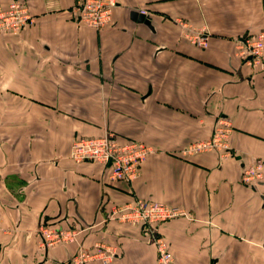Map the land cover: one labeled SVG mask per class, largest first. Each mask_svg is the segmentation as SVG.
Masks as SVG:
<instances>
[{"label": "crops", "instance_id": "1", "mask_svg": "<svg viewBox=\"0 0 264 264\" xmlns=\"http://www.w3.org/2000/svg\"><path fill=\"white\" fill-rule=\"evenodd\" d=\"M114 1L95 29L76 22L73 0H0L34 18L0 34V264H66L94 244L113 255L85 264H157L143 227L107 217L133 197L186 212L158 226L176 264H264V70L240 55L264 29V0ZM201 31L205 48L189 39ZM219 116L230 155L184 153ZM105 132L151 148L132 183L68 158L73 140ZM41 224L74 240L43 246Z\"/></svg>", "mask_w": 264, "mask_h": 264}, {"label": "built area", "instance_id": "2", "mask_svg": "<svg viewBox=\"0 0 264 264\" xmlns=\"http://www.w3.org/2000/svg\"><path fill=\"white\" fill-rule=\"evenodd\" d=\"M114 0H73L72 10L78 24H85L99 29L111 20ZM145 14L144 11H140ZM34 18L28 7L20 2H12L7 8H0V34L19 33L32 25ZM192 43L205 48L208 35L204 31L189 36ZM240 55L245 63L264 70V29L247 39L240 41ZM231 133V123L225 116L216 120L212 134L208 140L188 145L184 153H195L204 150L219 149L230 155L228 136ZM151 148L139 140L121 139L114 132L102 135L78 137L71 143L68 158L75 163L91 162L99 164L108 170L111 183H132L139 177L140 168ZM232 156V154H231ZM263 162L257 161L244 169L243 180L250 186L261 181ZM187 216L186 212L166 203L133 197L130 200L114 204L109 209L107 217L133 226H141L146 238L153 244L157 254V264H176L167 240L159 233L158 226L177 217ZM38 233L42 237L43 246L49 247L55 243L71 242L74 234L70 230L52 228L49 225H39ZM96 253L80 250L66 264H85L87 261L100 259L107 262L112 252H103L98 244H94Z\"/></svg>", "mask_w": 264, "mask_h": 264}, {"label": "water", "instance_id": "3", "mask_svg": "<svg viewBox=\"0 0 264 264\" xmlns=\"http://www.w3.org/2000/svg\"><path fill=\"white\" fill-rule=\"evenodd\" d=\"M131 17L134 20H138L139 22H144L145 24L149 25V20L147 19V16L142 12L132 11Z\"/></svg>", "mask_w": 264, "mask_h": 264}, {"label": "rangeland", "instance_id": "4", "mask_svg": "<svg viewBox=\"0 0 264 264\" xmlns=\"http://www.w3.org/2000/svg\"><path fill=\"white\" fill-rule=\"evenodd\" d=\"M96 252H97L96 250L94 251V250H91V249L88 251V253H91V254H92V253L94 254V253H96ZM78 253H79V251H78V252H75L74 256L77 255Z\"/></svg>", "mask_w": 264, "mask_h": 264}]
</instances>
